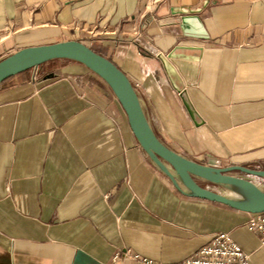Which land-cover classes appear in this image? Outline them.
I'll return each instance as SVG.
<instances>
[{"label":"crops","instance_id":"1","mask_svg":"<svg viewBox=\"0 0 264 264\" xmlns=\"http://www.w3.org/2000/svg\"><path fill=\"white\" fill-rule=\"evenodd\" d=\"M65 39L128 76L169 148L212 166L264 164V0H0V58ZM159 52H172L200 124ZM248 216L178 189L83 64L52 59L0 83V264H112L126 248L175 262L216 231L264 264Z\"/></svg>","mask_w":264,"mask_h":264},{"label":"water","instance_id":"2","mask_svg":"<svg viewBox=\"0 0 264 264\" xmlns=\"http://www.w3.org/2000/svg\"><path fill=\"white\" fill-rule=\"evenodd\" d=\"M171 55L172 52L166 55L159 52L156 57L161 62L172 87L178 92L193 123L198 125L201 119L168 59ZM59 58L83 64L107 84L124 110L130 130L140 147L178 189L190 196L219 202L248 213L264 212V191L250 179V176L264 177V168L240 164L212 166L189 159L166 146L151 129L128 76L108 57L80 40L65 39L16 49L0 58V83L19 72ZM234 171L242 172L244 175L234 174ZM197 179L226 185L228 188L231 185L235 186L243 196L222 194L201 185Z\"/></svg>","mask_w":264,"mask_h":264},{"label":"built area","instance_id":"3","mask_svg":"<svg viewBox=\"0 0 264 264\" xmlns=\"http://www.w3.org/2000/svg\"><path fill=\"white\" fill-rule=\"evenodd\" d=\"M90 31V30H88ZM245 226L264 241V212L249 213ZM255 264L248 252L226 231H216L191 254L175 262H161L126 248L112 256V264Z\"/></svg>","mask_w":264,"mask_h":264},{"label":"rangeland","instance_id":"4","mask_svg":"<svg viewBox=\"0 0 264 264\" xmlns=\"http://www.w3.org/2000/svg\"><path fill=\"white\" fill-rule=\"evenodd\" d=\"M86 44L90 46V44H88V43H86ZM248 167L264 168V164H259L257 166H252L251 165V166H248ZM233 173L234 174H238V175L239 174L240 175L241 174L244 175L242 172H239V171H234ZM250 179L252 181H254L258 185V187H260L264 191V177H262V176H250ZM211 187H213L215 191L220 192L222 194H227L231 190L230 187L228 188L226 185H221V184H215V185H212Z\"/></svg>","mask_w":264,"mask_h":264},{"label":"bare ground","instance_id":"5","mask_svg":"<svg viewBox=\"0 0 264 264\" xmlns=\"http://www.w3.org/2000/svg\"><path fill=\"white\" fill-rule=\"evenodd\" d=\"M230 187V192H228L227 194L235 196V197H242L243 194L242 192L239 190V188L235 187V186H229Z\"/></svg>","mask_w":264,"mask_h":264},{"label":"trees","instance_id":"6","mask_svg":"<svg viewBox=\"0 0 264 264\" xmlns=\"http://www.w3.org/2000/svg\"><path fill=\"white\" fill-rule=\"evenodd\" d=\"M93 49V48H92Z\"/></svg>","mask_w":264,"mask_h":264}]
</instances>
